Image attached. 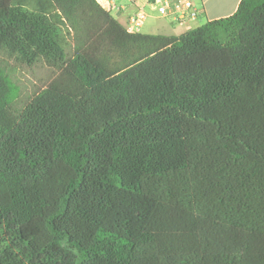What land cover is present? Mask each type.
<instances>
[{
  "label": "trees",
  "instance_id": "trees-1",
  "mask_svg": "<svg viewBox=\"0 0 264 264\" xmlns=\"http://www.w3.org/2000/svg\"><path fill=\"white\" fill-rule=\"evenodd\" d=\"M0 51L54 73L0 68V264H264V0L179 35L0 0Z\"/></svg>",
  "mask_w": 264,
  "mask_h": 264
},
{
  "label": "crops",
  "instance_id": "crops-1",
  "mask_svg": "<svg viewBox=\"0 0 264 264\" xmlns=\"http://www.w3.org/2000/svg\"><path fill=\"white\" fill-rule=\"evenodd\" d=\"M194 7L197 9V17L189 19L183 24L172 21L170 18L160 16L154 9L152 1L150 0H137L136 4H130L123 0L125 7L118 13L110 12L115 19H117L125 27L129 23V19L135 14L137 9L141 8L146 13V18L138 31L141 32L148 21L153 19L152 26L157 31H148L155 34L165 35H179L183 32L189 31L207 21L227 17L232 15L240 2V0H191ZM149 22L148 25H150ZM179 30V31H178ZM143 32V33H148Z\"/></svg>",
  "mask_w": 264,
  "mask_h": 264
},
{
  "label": "rangeland",
  "instance_id": "rangeland-1",
  "mask_svg": "<svg viewBox=\"0 0 264 264\" xmlns=\"http://www.w3.org/2000/svg\"><path fill=\"white\" fill-rule=\"evenodd\" d=\"M150 23V25H148ZM153 19H148L141 32L157 31L152 26ZM179 31V30H178ZM150 33V32H148ZM70 52V47H67ZM0 68L6 71L16 87L17 100L22 103L41 90L54 75L53 71L41 62L28 66L17 62L0 51Z\"/></svg>",
  "mask_w": 264,
  "mask_h": 264
},
{
  "label": "built area",
  "instance_id": "built-area-1",
  "mask_svg": "<svg viewBox=\"0 0 264 264\" xmlns=\"http://www.w3.org/2000/svg\"><path fill=\"white\" fill-rule=\"evenodd\" d=\"M103 8L109 12L118 13L124 7L123 0H96ZM130 4H136L137 0H126ZM154 9L157 13L172 21L183 24L189 19L197 17V9L194 7L191 0H154L152 1ZM146 18V13L141 9H137L134 15L129 19L126 26L128 31H138Z\"/></svg>",
  "mask_w": 264,
  "mask_h": 264
}]
</instances>
